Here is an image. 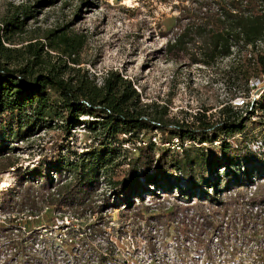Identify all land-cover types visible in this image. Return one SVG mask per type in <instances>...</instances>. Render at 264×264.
I'll use <instances>...</instances> for the list:
<instances>
[{
  "label": "trees",
  "instance_id": "1",
  "mask_svg": "<svg viewBox=\"0 0 264 264\" xmlns=\"http://www.w3.org/2000/svg\"><path fill=\"white\" fill-rule=\"evenodd\" d=\"M154 1L166 4L167 0ZM193 2L194 9L183 5L181 12L192 23L167 41L166 52L184 53L193 48L197 55L191 56L192 61L205 66L242 51L249 52L246 69L240 72L247 94L250 89L247 82L264 72L262 62L257 61L256 68L251 58L256 43L264 38V0ZM33 17L32 6L14 5L0 18V120L7 121L0 135V172L14 168L12 145L27 141L41 131L56 130L57 137L31 169L14 168L19 191L16 196L3 193L0 212H9L16 206L19 212L23 206L39 212L38 205L58 210L60 206L78 208L85 200H90L91 212L112 210L116 205L108 197L103 198L102 205H91L100 182L127 209L132 199L141 202L143 194L156 199L153 188H160L159 194L176 195L185 204L176 205L174 212L202 207L205 203L216 208L224 206L225 210L241 205L249 209L258 207L260 211L264 206V185L259 182L264 181V140L251 142L254 149L258 145L255 151L250 149L249 139L231 150L228 141L244 131L254 112V103L261 105L264 112V92L259 100L252 101V106L236 109L230 104L223 105L215 118L195 114L190 121H167L157 110L141 104L136 89L118 72L108 71L97 82L85 69L76 68L84 39L82 35L66 32L71 22L48 30L42 40H25L27 21ZM80 129L89 135V145L80 153L67 149L61 155L58 141L67 144V138ZM120 136L137 142V146L133 147L135 155L127 163L128 177L115 182L106 173L119 157V149L114 146L120 143ZM174 139L179 148L176 151L170 149ZM212 145H219L218 160H210L208 149ZM144 149L150 156L144 154ZM147 170H152V174ZM250 188L253 195L245 199L243 191ZM51 189L54 193H49ZM231 193H235L234 199ZM39 212L33 213L32 218ZM11 227L15 226H1L0 235L10 234ZM256 227L253 226L251 236L241 235V242L261 243L254 234L258 231ZM19 229L18 233H29ZM70 230L74 228L66 232ZM229 235L226 233L225 239ZM7 239L5 245L11 242V238Z\"/></svg>",
  "mask_w": 264,
  "mask_h": 264
},
{
  "label": "rangeland",
  "instance_id": "2",
  "mask_svg": "<svg viewBox=\"0 0 264 264\" xmlns=\"http://www.w3.org/2000/svg\"><path fill=\"white\" fill-rule=\"evenodd\" d=\"M193 1L185 0L180 4L176 0H167L162 4L154 0H0V18L14 5L32 6L34 17L27 21L25 40H42V35L48 30L71 22L66 32L82 35L84 39L76 68L85 69L97 78V82L108 71L118 72L136 89L141 104L163 114L164 120L186 122L195 114L215 118L223 105L232 106L231 102L238 93H245L240 72L246 69L249 53L242 51L205 66L192 61L191 56L197 55L193 48L184 53L166 52L167 41L173 40L183 27L192 23L181 12L183 5L194 9ZM48 53L56 56L55 52ZM251 58L254 67H259L257 61H261L264 67V42L251 54ZM260 107L254 103V112L249 117L250 121L245 123L244 131L228 141L230 150L235 145L241 147L242 142L249 139V147L255 151L258 145L254 149L251 142L264 140V112ZM6 124V119L0 120V135ZM56 137V130L41 131L27 141L12 145L14 168L31 169L38 157L54 145ZM118 140L120 143L114 147L119 149V157L106 173L115 182L128 177L127 163L135 155L133 147L137 146V142L127 141L125 136L118 137ZM67 141V144L58 141L61 155L67 149L80 153L90 143L89 135L81 129L75 130ZM218 146L212 145L208 149L211 161L220 158ZM144 154L150 156L146 149ZM152 154L154 156L155 152ZM14 168L0 172V201L3 193L11 192L16 196L19 191L13 177ZM147 173L152 174V170H147ZM259 182L264 185V181ZM160 191V188H153V193L157 194L154 200L149 198V194H143L141 202L132 199V205L127 209L100 182L91 198V205H102L103 198L108 197L116 205L112 210L91 212L88 208L90 200H85L82 207H75V211L70 207L60 206L58 210L38 205L40 212L29 210L27 206H23L20 212L18 206L9 212H0V227L7 224L15 226L11 227L10 234L0 235V264H143L147 253L153 251L156 255L152 258L158 260V264H264V215L259 209L254 211L234 205L225 210L224 206L216 208L205 203L202 207L193 206L174 212L176 205L185 204L181 203L180 197H166L162 192L159 194ZM52 192L53 189L49 190ZM243 192L247 199L253 195V188ZM230 195L233 199L236 197L235 193ZM46 196L47 193L44 194ZM35 212L39 213L33 219L31 215ZM65 213L73 217L66 226L67 230L74 228L65 234L76 237L78 241L59 252L55 239L64 227L56 220ZM253 226H257L258 231L254 234L262 242L249 245L241 242V235L251 236ZM21 227L33 235L18 233ZM226 233H230L228 239H225ZM37 235H42L41 240L50 248L49 251L43 252L42 244L35 245L32 237ZM7 238H11V242L5 245ZM141 245L145 246L146 254L138 255ZM87 248L90 254L82 262L85 254L78 252ZM104 254L107 255L104 261L96 260Z\"/></svg>",
  "mask_w": 264,
  "mask_h": 264
},
{
  "label": "built area",
  "instance_id": "3",
  "mask_svg": "<svg viewBox=\"0 0 264 264\" xmlns=\"http://www.w3.org/2000/svg\"><path fill=\"white\" fill-rule=\"evenodd\" d=\"M264 42V38L262 41H259L256 43L255 45V49L258 50V46ZM248 85L250 86L249 88V91L247 94H244V93H238V95L232 100V106L234 108H243V107H247L249 105V102L250 104L252 105L253 104V100L254 99H257L261 93L264 92V72H262L257 79L255 78H252L251 80H249L248 82ZM249 101V102H248ZM249 105V106H251ZM154 140V139H153ZM157 142V141H156ZM173 144L170 146V149H174V151L178 150V143H177V140L174 139ZM258 207L256 208H253L254 211L257 210ZM264 206H261L260 207V214L261 215H264ZM263 210V211H261ZM259 211V210H258ZM73 220V217L72 215L68 214V213H65V214H62L58 217V219L56 220V223L59 222V225L64 227V230L62 233L58 234L56 236V239L55 241L57 242L56 244L59 246V252H62L66 247H70V245H73V244H76V241H78V239L76 237H72L70 234H68L69 236H67L65 234L66 230H67V227L69 222ZM75 220V219H74ZM22 228V227H21ZM24 229V228H22ZM153 233V232H152ZM32 241L35 242V245L38 246L39 244H42V251L43 252H47L49 251L50 248H47L46 244L43 242L42 239V235H37L35 237H32ZM215 239V237H214ZM234 241L237 242V239L236 238H233ZM262 242V241H261ZM39 243V244H38ZM87 246H85L84 248H86ZM157 248V247H156ZM139 249V248H138ZM155 248H153L152 250H154ZM90 249L87 248V250H81V252H78V253H82V254H85L83 257H82V262H85V257H87L89 254H90ZM140 251L138 252V255H143V254H146L145 253V246L144 245H141V248L139 249ZM157 250V249H156ZM106 251V250H105ZM156 252H152V253H147V259L146 261L143 263V264H158V260H154V258L152 257H155V254ZM107 257L106 254L103 255V257ZM102 255L101 257H99V259H96V260H103L105 259V257L103 258ZM96 264H100L99 262L96 263ZM201 264V263H199ZM210 264V263H209Z\"/></svg>",
  "mask_w": 264,
  "mask_h": 264
},
{
  "label": "bare ground",
  "instance_id": "4",
  "mask_svg": "<svg viewBox=\"0 0 264 264\" xmlns=\"http://www.w3.org/2000/svg\"><path fill=\"white\" fill-rule=\"evenodd\" d=\"M1 186H5L4 184H2Z\"/></svg>",
  "mask_w": 264,
  "mask_h": 264
}]
</instances>
